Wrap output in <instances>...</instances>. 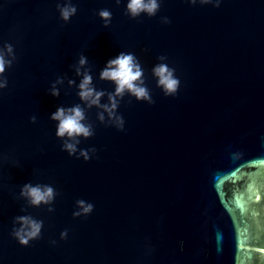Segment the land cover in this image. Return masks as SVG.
I'll list each match as a JSON object with an SVG mask.
<instances>
[{
	"label": "water",
	"instance_id": "1",
	"mask_svg": "<svg viewBox=\"0 0 264 264\" xmlns=\"http://www.w3.org/2000/svg\"><path fill=\"white\" fill-rule=\"evenodd\" d=\"M74 2L64 21L57 0H0V44L17 54L0 89V264H264V0H162L138 17L115 0ZM120 50L140 58L155 102L126 94L124 129L88 109L95 133L80 147L96 152L70 155L50 113L80 98L67 80L52 95L51 81L73 75L83 51L111 90L99 70ZM160 54L180 77L175 95L151 73ZM29 180L58 194L52 211L26 206L44 225L25 245L12 225ZM81 197L95 207L73 216Z\"/></svg>",
	"mask_w": 264,
	"mask_h": 264
},
{
	"label": "clouds",
	"instance_id": "2",
	"mask_svg": "<svg viewBox=\"0 0 264 264\" xmlns=\"http://www.w3.org/2000/svg\"><path fill=\"white\" fill-rule=\"evenodd\" d=\"M192 4L214 3L217 6L221 0H188ZM116 4H125V12L131 17H138L142 13L154 16L161 7L162 0H115ZM56 7L59 16L64 20H70L78 11V4L74 0H57ZM97 15L102 18L104 25L112 21L113 12L109 7H102L97 10ZM164 23L170 22L167 15L160 17ZM17 54L15 45L10 41L0 44V89L8 85V77L5 74L8 67L16 60ZM74 69L73 75L67 73L58 75L51 81L48 88L54 96L61 93V85L67 80V84L75 86L76 94L80 98L72 104H58L50 113V119L56 121L55 134L62 139L61 148L70 155L90 159L96 152L94 145L80 147L81 138H87L95 133L93 122L88 119L87 110L95 106L97 118L107 124L114 125L118 129H124V115L118 111L122 98L127 94L134 96L137 100H145L154 103L150 87L146 82L145 68L140 58L134 51L120 50L116 55L108 58L99 70L101 80L111 81L114 87L109 90L97 87L92 67L89 64V57L82 51L78 60L71 65ZM151 73L155 77L156 84L165 95H175L181 84L180 77L176 74V68L168 63L167 56L160 54L158 62L153 64ZM76 77H79L77 80ZM107 99H104V97ZM30 119L37 120V115L32 114ZM58 190L52 183L32 180L26 181L20 186L19 196L24 198L25 211L13 218L12 235L21 243L27 245L31 240L39 238L42 234L44 220L26 211V206L47 205L49 211L54 210L53 201ZM76 207L72 212L73 216L87 215L94 209L92 201L85 198H77ZM68 228L60 232L62 238H67ZM52 243H56L53 239Z\"/></svg>",
	"mask_w": 264,
	"mask_h": 264
},
{
	"label": "snow or ice",
	"instance_id": "3",
	"mask_svg": "<svg viewBox=\"0 0 264 264\" xmlns=\"http://www.w3.org/2000/svg\"><path fill=\"white\" fill-rule=\"evenodd\" d=\"M260 251H261L262 253H264V248H261Z\"/></svg>",
	"mask_w": 264,
	"mask_h": 264
}]
</instances>
